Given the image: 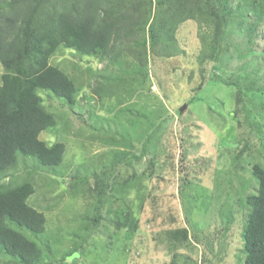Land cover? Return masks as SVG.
I'll return each instance as SVG.
<instances>
[{"label":"rangeland","instance_id":"rangeland-1","mask_svg":"<svg viewBox=\"0 0 264 264\" xmlns=\"http://www.w3.org/2000/svg\"><path fill=\"white\" fill-rule=\"evenodd\" d=\"M157 9L154 4L151 15ZM259 31L261 39L250 53L242 26L232 18L216 61L201 60L213 46L211 30L196 20L179 26L180 52L173 55L171 46L170 56L157 53L163 39L156 38L158 48L152 49L147 27L120 44L113 60L58 48L51 63L72 76L83 98L72 112L53 96V109L63 116L40 134L48 143L68 146L64 161L52 170L60 175L35 176L36 192L28 200L47 217L52 252L42 264H171L172 253L161 238L180 216L190 244L179 249V263H246L244 198L258 192L252 165L264 164V24ZM98 80L101 95L93 87ZM46 92L40 95L45 98ZM79 115L86 118L84 125ZM148 136L147 151L137 159ZM36 162L21 157L20 169ZM67 170L63 187L60 176ZM102 170L112 189L100 225L91 232L86 217L95 213L100 185L93 175ZM72 174L83 178L76 190L69 188ZM141 193L148 198L139 229L126 238V229L117 230L111 220L125 205L134 208ZM75 243H82L78 252L72 250ZM9 260L0 248V264Z\"/></svg>","mask_w":264,"mask_h":264},{"label":"trees","instance_id":"trees-1","mask_svg":"<svg viewBox=\"0 0 264 264\" xmlns=\"http://www.w3.org/2000/svg\"><path fill=\"white\" fill-rule=\"evenodd\" d=\"M154 4L158 9L151 15ZM232 18L242 26L244 45L250 53L255 52L261 39L259 28L264 24V0H0V248L10 257L4 264H42L46 253L52 252V244L45 236V212L28 200L36 192L35 176L60 175L52 170L62 164L68 146L65 141L47 143L40 134L57 124L58 115L63 116L60 110L58 114L53 109L51 101L55 97L64 100L72 112L71 107L83 98L72 76L51 63L58 48L63 45L98 61L113 60L120 54V44L147 27L152 49L158 48L156 38L163 39L157 53L170 56L171 46L173 55L180 52L176 39L179 26L196 20L211 30L213 52L203 54L201 60L216 61ZM99 82L93 87L101 95L104 88ZM40 91H47L45 98ZM78 119L84 125L86 118L79 115ZM149 136L141 145L140 154L135 155L137 159L145 155ZM21 157L36 159V165L20 169ZM252 172L258 179V192L244 198L248 209L242 233L245 264H264V164L255 162ZM69 173L67 170L60 176L63 187ZM108 177L103 170L93 175L100 185L94 194L95 213L86 217L88 231L97 229L103 217L112 189ZM82 179L72 174L69 188L76 190ZM130 189L132 185L129 192ZM145 198L148 193H141L134 208L127 204L123 211L114 212L111 223L117 230L125 228L126 238L133 239L138 232ZM174 227L164 232L166 238L161 241L172 253L171 264H182L178 262L182 257L179 249L190 244L189 232L182 226L181 216L175 218ZM81 247L82 243H75L72 250L78 252ZM235 264L244 262L238 259Z\"/></svg>","mask_w":264,"mask_h":264},{"label":"water","instance_id":"water-1","mask_svg":"<svg viewBox=\"0 0 264 264\" xmlns=\"http://www.w3.org/2000/svg\"><path fill=\"white\" fill-rule=\"evenodd\" d=\"M186 107V105L185 106H183V107H181V111L184 109Z\"/></svg>","mask_w":264,"mask_h":264},{"label":"crops","instance_id":"crops-1","mask_svg":"<svg viewBox=\"0 0 264 264\" xmlns=\"http://www.w3.org/2000/svg\"><path fill=\"white\" fill-rule=\"evenodd\" d=\"M79 125V124H78ZM80 127H83V126H81V125H79ZM67 129H68V131H69V128L67 127ZM76 135V134H75ZM48 143V142H47Z\"/></svg>","mask_w":264,"mask_h":264}]
</instances>
